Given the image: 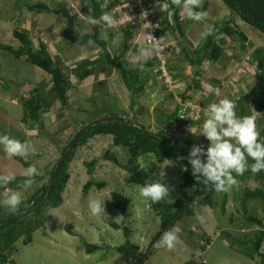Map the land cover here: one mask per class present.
I'll use <instances>...</instances> for the list:
<instances>
[{
  "label": "rangeland",
  "instance_id": "rangeland-1",
  "mask_svg": "<svg viewBox=\"0 0 264 264\" xmlns=\"http://www.w3.org/2000/svg\"><path fill=\"white\" fill-rule=\"evenodd\" d=\"M24 1L48 3V0H0V135L6 134L26 143L29 151L26 156L20 157L34 165L38 175L44 176L43 181L31 187L16 190L21 193L22 200H26L43 182L45 183L48 179L47 172L84 123L104 116L99 113L88 114L87 119L83 118L84 113L78 110L86 109L92 113L95 108L107 109L115 105L113 110L120 116L132 118L135 115L129 108L130 91L125 88L119 74L107 64H101L94 70L95 77L90 76L82 82H78L75 73H69L74 88L68 90L69 103L62 109L61 118H57L56 104L49 112L42 113L39 120L22 121L25 110L20 98L24 97L25 92L34 95L31 93L34 88H37V95L40 97H48L51 77L34 65L27 64L24 58L15 60L12 54L2 49L3 46L14 49L19 46L18 39L12 36L14 29L28 30L34 49H38L41 42L56 64L62 65L64 71L66 66L73 70L74 64L81 59L95 58L100 54L92 41L86 44L65 42L61 34L63 17L60 14L31 12L25 8ZM98 1L105 7L111 0ZM138 2L149 14V23L153 30L150 34L153 36L154 31L162 28L158 24L160 13L168 10L170 17L173 9L163 3L158 5L156 0ZM185 2L186 0H181L180 4H177L174 0V9L177 8L181 18L185 20L190 44L185 40L177 42L169 32L160 38L155 36V40H152L148 33L145 34L146 24L138 15L137 0H119L111 7L107 12L114 20L111 25L102 20L95 21L100 27V38L109 41L111 49L122 58L128 69L139 68L150 61L152 63V66L141 70L143 78L148 80L147 86L143 92L133 97L134 103L138 102L145 108V113L135 116L137 121L145 124L150 131L161 130L173 139L190 138L206 150L210 142L202 135V125L207 118L209 104L218 103L224 98L237 99L244 87L255 83L254 73L257 69L252 53L256 47H264V38L248 24L241 22L232 16L233 14L230 15L231 12L221 0H201V7L198 9L207 15L197 22L186 17L188 9L184 7ZM60 6H65L76 14V24L82 25L81 28L77 27L80 31L84 27H90L89 24L93 21L89 15L90 0L51 2V7ZM132 16L134 18L129 23L139 24L140 28L125 50L118 26ZM123 17L125 18L122 20ZM220 20L236 23L247 40L242 42L237 36L224 37V52L220 59L215 63L202 62L199 67L200 75L194 76V69L185 59L178 43L182 42L181 45L190 49L197 48L205 37L203 33L215 21ZM110 28L115 31L112 38L108 37L107 29ZM88 32H91V29H88ZM145 35L149 39L146 40ZM143 49H151V56L142 55ZM192 80H197L199 86L186 88ZM211 81L219 82L213 84ZM183 94L186 95L185 99L181 96ZM177 106L181 107V122L177 127L164 128L156 123L157 116L169 114ZM247 113L256 117L258 131L264 123V113H257L251 103L244 101L238 116L244 117ZM44 124H47V129L40 132L39 126ZM46 132L54 136H48ZM106 150L115 154L121 162L126 161V151L113 146L110 136H94L84 146L76 149L69 164L70 179L63 193L62 205L47 210L46 214L50 219L44 228L33 232L30 243L24 244L22 238L15 244L16 250L10 257L14 264H133L130 251L119 253L115 250L125 241L122 231L124 227L131 231L130 241L137 245L140 251L146 250L153 235L159 230V217L153 211V202L139 195V186L128 185L125 172L103 158ZM93 159L96 160V165L92 178L103 182L105 186L102 189L92 186L84 192V185L90 179L85 163ZM139 163L149 169V182L159 181L169 186V196L161 201L174 202L178 196L177 187L182 181V171L176 164L172 161L157 163L152 156L140 159ZM24 172L25 169L12 157L7 156L0 146V175L11 173L17 177L24 175ZM261 173L264 175V170ZM256 181L257 178L253 177L248 184L254 186ZM113 191L130 199L127 217L120 215L113 206ZM225 191L227 204L223 212L218 205L212 208H196L194 216H185L176 221L170 230L164 231L165 233L177 227L181 229L177 233L179 242L175 248L170 250L157 242L143 264H257V257L252 260L230 248L222 233L226 231L236 237H252L259 227L255 223H249L248 216L261 220L264 230L262 205L258 202H248L247 212H244L241 206L242 189L238 184L227 187ZM9 192V189L0 187V200L5 199ZM93 197L105 200L103 215H93L90 212L88 202ZM2 207L4 206L0 204V211ZM111 223L118 224L119 229L113 228ZM66 225H71V234L67 233ZM161 237L162 234L160 239ZM84 242L101 247L86 254L82 247Z\"/></svg>",
  "mask_w": 264,
  "mask_h": 264
},
{
  "label": "trees",
  "instance_id": "trees-1",
  "mask_svg": "<svg viewBox=\"0 0 264 264\" xmlns=\"http://www.w3.org/2000/svg\"><path fill=\"white\" fill-rule=\"evenodd\" d=\"M52 1L48 0V3L43 1H37L34 3L24 1L23 4L27 10L37 12L36 14L45 12L60 14L64 19V26L61 32L62 39L69 44H86L87 42L92 41L98 47L100 54L95 58L81 59L74 64L73 70H70L66 66L64 71L62 65L59 66L56 64L54 59L44 49V45L41 42L39 43V48L34 49L31 39L28 36V30L14 29L12 31V36L18 39L20 42L19 46L15 49L10 46H3L2 49L12 54L15 60L24 58V61L27 64L34 65L51 77V88L48 97H40L37 95V88H34L31 91L34 95L25 92L24 97L20 98L25 110L22 121L27 122L29 120H39L42 113L49 112L56 104L58 105L56 111L58 113L57 118H61L63 116L62 109L68 106L69 103L68 90L74 88L73 83L69 78V73H75L74 75L78 82H82L90 76L95 77L94 70L101 64H107V66L114 68L117 71L125 88L130 91L129 108L135 113V115L132 118L120 116V114L113 110L115 105L107 109L95 108L92 113L88 112L86 109L78 110V112H83V118L87 119L90 114L94 115L99 113L104 116L84 123V125L73 135L69 143L63 148L60 157L47 172L48 179L45 183L43 182L38 189L27 197L26 200H22L17 210L13 211L6 206L2 207L0 211V264H14V261L11 260L10 257L16 250L15 244L19 240H22V238L24 244L30 243L33 232L44 228L45 223L50 219L46 214L47 210L62 205L63 193L70 179L69 164L74 157L76 149L84 146L87 141L94 136L101 135L110 136L112 138L113 146L122 148L126 151L127 158L125 162H121L115 154L108 150L103 154V158L125 172L127 175L125 181L128 185L140 186L149 182V169L142 166L139 163V160L146 159L150 156H152L157 163L172 161L182 171V181L177 187L178 196L176 200L172 203L159 201L152 205L153 211H155L159 217V230L153 235L145 251H140L137 245L130 241L129 236L131 231L127 227L122 228L125 241L123 244L117 246L115 250L119 253L130 251L132 253L133 264H138L143 260L153 242L165 230H170L176 221L185 216H194L196 208L205 206L212 208L218 205L223 212L227 204V193L225 190L216 191L213 188L214 182L210 181L206 186L203 182V177H200L199 180L193 177L188 155L191 147L198 145H196L192 139H173L161 130L150 131L145 124L137 121L135 116L145 113V108L142 104L139 105L138 102L134 103L133 97H136L143 92L147 86L148 80L143 78L141 70L152 66L151 61L141 65L139 68L132 70L128 69L122 58L117 55L116 51L111 49L109 41L100 38V27L97 23L91 22L89 28L84 27V29L80 31L77 27L79 26L81 28L82 25L76 24V14L70 12L65 6L57 8L51 7ZM156 1L158 5L163 3L168 7H171L173 12L170 17L168 16V10L160 13V22H158V24H160L162 28L155 31V36L160 38L163 34L169 32V34L174 35L177 42L185 40L187 44H190L191 41L188 40L187 32L185 30V20L183 21V18H181L179 10L177 8L174 9V0ZM118 2L119 0H111L108 5L102 7L98 0H90L89 15L91 19L102 20L101 17L104 13H107L111 7L115 6ZM221 2H223L231 12L230 15L233 14L232 16H235L241 22L248 24L254 30L258 31L259 35L264 38V0H221ZM196 11L202 12V10L199 9H196ZM139 28V25L134 23H124L119 25V31L123 37V48L125 50L129 47L135 31ZM209 28L212 29L211 34L205 36L200 45L195 49H190L181 45L182 42L178 43L181 46L185 59L188 61L191 68L194 69V76L200 75L199 67L202 62L209 61L215 63L220 59L224 52L222 47L225 42L224 37L235 38V36H237L242 42L247 40L244 33L240 31L238 25L230 20L215 21L208 27V29ZM88 29H91V32H88ZM107 30L109 33L108 37L112 38L115 32L114 29L110 28ZM242 48L245 49L243 45ZM252 55L257 69L254 73L255 83L249 87H244L240 91L239 97L232 100L236 104L235 112L237 116L241 112L242 102L244 101L251 103L257 113H264V47L254 48ZM216 82L217 81H211L213 84ZM192 86H199L197 80H192L186 85V88L190 89ZM181 96L183 99L186 97L185 94ZM180 109L181 107L177 106L171 113L157 116L156 123L164 128L177 127L181 122L179 118ZM249 114L247 113L246 116H251ZM101 120L107 122L95 124ZM91 125L93 126L91 127ZM62 127L63 129L65 128V126ZM39 129L40 132H44L43 130L47 129V124L39 126ZM258 132L259 139L264 140V123ZM46 135L51 137L54 136L50 132H46ZM12 158L25 170L30 166V163L23 160L20 156ZM60 160L61 162L59 166L55 169V166ZM248 163L251 165L254 161H252L251 158H248ZM95 165V159L85 163L90 179L84 185V192L92 186H95L98 189H102L105 186L103 182L95 181L92 178ZM185 167L187 168V171L182 170ZM262 171L253 173L249 168L243 175L237 176L235 172L232 173L238 181V186L242 189L241 206L244 212H247L246 206L248 202H258L262 205V209L264 210V175L261 173ZM199 175L200 174H197V176ZM253 177L257 178V181L254 186H251L248 184V181H251ZM25 179L26 177L24 175L17 176L6 185L0 184V187L2 189L7 188L15 191L20 190L24 187L23 181ZM43 179L44 176L36 175L32 185L43 181ZM196 199H198V201ZM111 200L113 206L118 210L120 215L123 217L129 215L128 208L130 199L128 197L117 191H113L111 193ZM36 205H39L36 209L22 213V211ZM247 220L249 223L257 224L259 227V229L253 233L252 237L247 238L244 235L242 237H236L226 231L222 233V237L228 243V246L236 252L252 260L257 257V264H264V247H262L264 241V230L262 229L263 222L250 216H248ZM111 226L115 229H119L120 227L116 223H111ZM71 230V225H66L67 233L71 234ZM82 247L86 254H89L95 252L101 246L84 242Z\"/></svg>",
  "mask_w": 264,
  "mask_h": 264
},
{
  "label": "clouds",
  "instance_id": "clouds-1",
  "mask_svg": "<svg viewBox=\"0 0 264 264\" xmlns=\"http://www.w3.org/2000/svg\"><path fill=\"white\" fill-rule=\"evenodd\" d=\"M180 2L181 0H176L177 4H180ZM137 5L139 9L138 15L142 18L143 23L146 24L144 27L147 30H144L145 34L148 33L149 37L152 38L150 33H153V30H151L149 23V14L146 13L144 8H141L142 5L138 0ZM184 7L188 9L186 12L188 19L201 21L207 15L205 12L196 11V9L201 7V0H186ZM133 18L132 16L129 19H125L122 23H129ZM101 19L109 25L114 23L113 18L107 13ZM92 22L96 23L95 20ZM211 32L212 29L209 28L203 35H210ZM153 37H155V31ZM147 39L149 38L146 36ZM141 54L145 57H150L152 50L143 49ZM235 108V102L229 98L221 99L218 103L209 104L206 113L207 118L202 125V135L210 144L206 150L203 147L194 145L188 155L193 177L197 180L203 177V182L206 186L208 182H214L213 188L216 191H224L227 187L238 184V181L232 175L233 172L239 176L243 175L249 168L253 173L264 170V140L259 139L256 117H239L235 112ZM0 146H2L3 151L9 157L26 156L29 151V146L26 143L11 138L6 134L0 135ZM248 158H251L254 163L249 165ZM182 170L187 171V168L185 167ZM197 174L200 175L197 176ZM36 175H38L37 168L34 165H30L24 172L26 179L23 181V185L25 188L31 187ZM14 179L15 176L11 173L0 175V184L6 185ZM169 192V186L159 181L146 182L139 186V195L153 203L167 198ZM104 201L95 197L91 198L88 202L90 212L93 215H103L105 211ZM21 202V193L15 190H10L6 194V198L0 200V204L13 211L17 210ZM180 231L181 229L177 227L174 230L165 232L158 244L170 250L175 248L179 242L177 233Z\"/></svg>",
  "mask_w": 264,
  "mask_h": 264
},
{
  "label": "water",
  "instance_id": "water-1",
  "mask_svg": "<svg viewBox=\"0 0 264 264\" xmlns=\"http://www.w3.org/2000/svg\"><path fill=\"white\" fill-rule=\"evenodd\" d=\"M105 122H107V121H105V120H101V121H99V122H97V123H95V124L105 123ZM95 124H93V125H95ZM93 125H91V127H92ZM60 162H61V160H60V161L58 162V164L55 166V169H57V167L59 166ZM55 169H54V170H55ZM38 206H39V205H36V206L30 207V208H28V209L22 211V213H26V212H29V211H31V210H34V209H36ZM6 222H7V221H6ZM163 234H164V232L162 233V235H163ZM159 239H160V236H159V237L153 242V244H152L151 247L149 248V250H148L147 254L145 255V257L143 258V260H142L141 262H139L138 264H143L144 260L149 256V254L151 253L152 249L155 247V244L159 241Z\"/></svg>",
  "mask_w": 264,
  "mask_h": 264
},
{
  "label": "built area",
  "instance_id": "built-area-1",
  "mask_svg": "<svg viewBox=\"0 0 264 264\" xmlns=\"http://www.w3.org/2000/svg\"><path fill=\"white\" fill-rule=\"evenodd\" d=\"M152 40H155V38L152 36Z\"/></svg>",
  "mask_w": 264,
  "mask_h": 264
}]
</instances>
